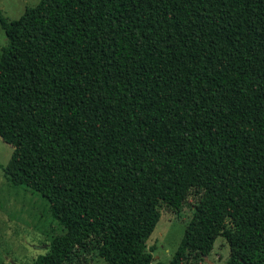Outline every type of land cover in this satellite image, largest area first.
<instances>
[{"label":"trees","instance_id":"1","mask_svg":"<svg viewBox=\"0 0 264 264\" xmlns=\"http://www.w3.org/2000/svg\"><path fill=\"white\" fill-rule=\"evenodd\" d=\"M0 27L3 175L64 230L27 264H152L160 201L192 208L168 264L219 236L264 264V0H39Z\"/></svg>","mask_w":264,"mask_h":264},{"label":"rangeland","instance_id":"2","mask_svg":"<svg viewBox=\"0 0 264 264\" xmlns=\"http://www.w3.org/2000/svg\"><path fill=\"white\" fill-rule=\"evenodd\" d=\"M39 0H0V10L8 20H17L26 8ZM7 45L5 32L0 27V56ZM13 147L0 138V264H27L49 251L50 242L64 233L63 228L49 212L47 201L25 186H13L3 175ZM159 222L147 244L153 263L168 264L177 250L192 208L184 205L175 209L160 201L156 207ZM227 227L231 225L227 223ZM229 249L219 236L207 257H189L186 264H225ZM152 263V264H153ZM66 264H106L95 250L81 249Z\"/></svg>","mask_w":264,"mask_h":264}]
</instances>
